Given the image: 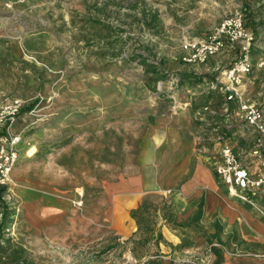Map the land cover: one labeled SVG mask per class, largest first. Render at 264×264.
I'll use <instances>...</instances> for the list:
<instances>
[{
  "label": "rangeland",
  "instance_id": "rangeland-1",
  "mask_svg": "<svg viewBox=\"0 0 264 264\" xmlns=\"http://www.w3.org/2000/svg\"><path fill=\"white\" fill-rule=\"evenodd\" d=\"M240 10L222 0H0V106L26 101L12 126L24 143L16 168L67 195L76 211L33 228L12 181L0 200L3 263L148 264L165 255L160 223L177 227L173 198L151 202L142 228L124 238L113 228L110 191L138 157L153 103L180 99L172 82L188 64L183 43ZM145 62L164 78L154 84ZM4 205L12 208L6 226ZM177 232L182 248L195 242L193 231Z\"/></svg>",
  "mask_w": 264,
  "mask_h": 264
},
{
  "label": "crops",
  "instance_id": "crops-1",
  "mask_svg": "<svg viewBox=\"0 0 264 264\" xmlns=\"http://www.w3.org/2000/svg\"><path fill=\"white\" fill-rule=\"evenodd\" d=\"M222 1L231 10L242 9L247 28L255 35L253 68L245 75L240 90L246 102L264 111V0ZM241 55L237 42L206 63L181 68L179 76L193 77L183 79L178 88L179 101L153 103L138 157L112 185L113 228L124 238L142 228L132 211L143 203L173 198L177 205V227L171 228L165 220L160 223L165 238L160 246L165 255L151 257L148 264H186L182 262L188 255L193 262L187 264H215L219 253L222 264H264V215L230 196L213 170L220 158L212 156V142L218 141L220 149L223 143H229L240 154L245 153V163L253 174L261 172L259 159L252 155L257 132L239 114L236 101L229 102L226 110L224 72ZM23 145L22 141L17 165ZM16 167L12 173L14 192L31 227L54 226L76 212L67 195L31 181L22 173L23 168ZM255 199L264 210V192ZM200 209L202 214L196 218ZM183 229L193 231L195 242L182 248L185 236L175 232ZM209 245L225 248L210 250ZM5 260L2 257L0 264H10L3 263Z\"/></svg>",
  "mask_w": 264,
  "mask_h": 264
},
{
  "label": "built area",
  "instance_id": "built-area-1",
  "mask_svg": "<svg viewBox=\"0 0 264 264\" xmlns=\"http://www.w3.org/2000/svg\"><path fill=\"white\" fill-rule=\"evenodd\" d=\"M237 42L241 44L242 55L224 72L226 84L223 90L228 102L226 110H229V102L236 101L239 114L257 132L252 155L259 159L261 172L253 174L245 163V156L229 143L222 144L215 171L230 196L257 208L264 215V210L255 199L260 192H264V111L246 102L240 90L245 75L253 68L251 49L255 42V35L247 28L242 10L224 18L208 36L185 41L183 49L186 55L183 60L188 64L205 63L228 45ZM261 64L264 65V61ZM172 84L178 88V79ZM25 104L24 99L14 97L0 106V187H5L6 192L11 191L12 173L19 161V145L23 141L22 133L13 132L12 126Z\"/></svg>",
  "mask_w": 264,
  "mask_h": 264
},
{
  "label": "trees",
  "instance_id": "trees-1",
  "mask_svg": "<svg viewBox=\"0 0 264 264\" xmlns=\"http://www.w3.org/2000/svg\"><path fill=\"white\" fill-rule=\"evenodd\" d=\"M145 66L148 68L147 72L149 74H151L152 76H154V79H151V80L154 81L153 82L154 84L156 83L157 80L164 78V75H162V72L159 70V67L157 65H152L150 63H146L145 62ZM192 77H193V75L178 76L177 77V79H178V88L181 87L183 79L192 78ZM212 168H213V166H212ZM213 170H215V168H213ZM5 193H6V188L5 187H0V200H3V197H4ZM149 206H150V203L145 202L138 209L132 211V217L135 218L141 226H142V219L140 218V213L142 212V210L148 209ZM11 214H12L11 206L10 205H7V206L4 205L3 212H2V217H3L2 218V223H3V225L6 226V224L8 222L7 221L8 217ZM201 214H202V210L200 209L198 211L197 215H196V218H200ZM215 264H222V259H221V254L220 253H219V258H218V260H217V262Z\"/></svg>",
  "mask_w": 264,
  "mask_h": 264
},
{
  "label": "bare ground",
  "instance_id": "bare-ground-1",
  "mask_svg": "<svg viewBox=\"0 0 264 264\" xmlns=\"http://www.w3.org/2000/svg\"><path fill=\"white\" fill-rule=\"evenodd\" d=\"M34 153V147L29 150L28 155H32Z\"/></svg>",
  "mask_w": 264,
  "mask_h": 264
}]
</instances>
